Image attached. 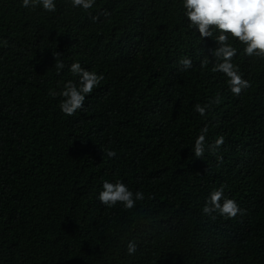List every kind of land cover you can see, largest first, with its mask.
<instances>
[{
  "label": "trees",
  "instance_id": "1",
  "mask_svg": "<svg viewBox=\"0 0 264 264\" xmlns=\"http://www.w3.org/2000/svg\"><path fill=\"white\" fill-rule=\"evenodd\" d=\"M54 3L0 0V264H264V58L229 36L237 96L183 0ZM73 62L103 79L69 116ZM104 181L144 199L106 206ZM221 187L234 218L202 211Z\"/></svg>",
  "mask_w": 264,
  "mask_h": 264
},
{
  "label": "clouds",
  "instance_id": "2",
  "mask_svg": "<svg viewBox=\"0 0 264 264\" xmlns=\"http://www.w3.org/2000/svg\"><path fill=\"white\" fill-rule=\"evenodd\" d=\"M94 4L95 0H71L73 7H80L84 10L91 9ZM37 5H42L43 9L49 12L56 9L54 0H22V6L25 8ZM183 7L189 21V27L198 31L200 37H213V29L219 33L215 37L218 47L212 50V55L216 59L213 71L224 73L228 78L227 83L230 91L239 96L243 89L250 87V84L242 78L231 62L237 50L228 43V38L231 36L245 45L244 52L247 55L264 58V0H183ZM59 55L60 53L57 52L54 56L58 70L64 68V64L58 59ZM179 63L183 66V69L192 67V61L189 58H182ZM207 63L208 60L205 59L202 61V66ZM69 71L73 75L79 76V86L69 80L64 84L60 93L52 92L50 95L62 96L64 99L61 100L59 107L64 114L71 116L83 107L86 95L90 94L100 83L103 75H97L95 72L82 68L78 62H73ZM219 102V96H217L215 103ZM206 107L208 106L196 104L195 111L203 116L206 113ZM206 132L207 128L205 127L195 141L194 154L198 158L204 154ZM221 144H223V137L218 138L214 146ZM107 156L114 157L116 152L108 151ZM102 187L103 190L99 193L98 198L102 204L109 207L119 202L126 209H132L136 201L144 199L142 192L133 193L121 181L114 183L104 181ZM221 201L223 202L221 203ZM202 211L208 215L218 212L222 216L234 218L242 210L235 200L224 197L223 187H221L210 193ZM136 248L135 241L130 240L127 243V253L129 255L134 254Z\"/></svg>",
  "mask_w": 264,
  "mask_h": 264
}]
</instances>
